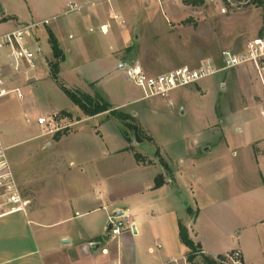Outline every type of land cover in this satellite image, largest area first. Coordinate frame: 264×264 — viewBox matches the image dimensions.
Instances as JSON below:
<instances>
[{
    "label": "rangeland",
    "instance_id": "rangeland-1",
    "mask_svg": "<svg viewBox=\"0 0 264 264\" xmlns=\"http://www.w3.org/2000/svg\"><path fill=\"white\" fill-rule=\"evenodd\" d=\"M92 1L97 0H0V20L3 17L6 18L0 23V33L12 27L55 16V20L50 19L48 25L37 29L39 55L45 59L46 68L50 74V64L54 62V59L51 55L48 34L52 33L60 41L53 27L67 18V16L59 15L61 8L81 6ZM114 1L115 6L113 4L112 6L119 8V11L113 15V20L107 16V23L112 31L124 29L125 44L119 48L120 52L141 66L148 76L163 75L181 67L195 69L208 63L214 67L215 73L196 84L175 89L165 98L154 97L131 102L135 97H143V92L122 75L112 79L110 76L112 74L108 70L98 68L97 62L89 63L88 61L85 62L88 65L83 66L78 72L89 78L98 75L102 77L97 88L99 95H105L104 97L109 98L108 101L112 104H125L119 110L129 114L134 120L133 124L139 125L142 129L141 143L132 140L131 144H128L125 141L127 150L156 162L166 177H171L168 172L169 166L173 168V171L184 172L188 180L196 175L199 183L203 181L206 195L213 196L215 193L223 194L225 189L229 188L228 177L232 174L234 176L237 173L239 178L240 174L246 176V179L240 182L246 183L247 180V185L251 186L255 192V197L248 202L247 209L244 211L251 216L249 221L252 226L239 227L235 232L233 229L228 232L222 229L219 233L223 234L224 248H235L237 240H240L248 245L252 256H256V260L257 251L260 250L252 246L254 236H258L259 246L264 251V221L255 224L258 219L264 220V187L259 179L258 165L251 143L260 140V149L264 151V116L260 113L263 86L250 65L224 70L221 55L224 51L233 55L243 54L251 41L264 38V4L256 5L252 2L245 6H225L221 0H213L204 1L201 6L194 7L185 5L184 0H163L164 4L160 0H113L111 2ZM261 1L264 3V0ZM102 2L93 3L94 8L88 11H98L103 7L102 4L104 6L111 4V2ZM123 40V38L119 40V43ZM60 43L64 45L65 41ZM83 58L85 60L84 56L78 57V60ZM68 66L69 63L62 68L64 85L74 91L80 92L84 89L92 93V96L97 95L93 90L94 86L89 89L83 84L79 85L76 76L66 75ZM41 84V89L35 93L36 101L31 111L33 116L57 110L70 111L74 115L80 113L77 119L83 116L53 81L47 79L41 81ZM15 105L18 107L10 98L0 99V113L7 115L15 108ZM60 114L61 112L57 113L58 118H68L64 116L65 114ZM64 118L61 119L63 120L61 125L58 123L62 130L65 129ZM104 118H107L109 122L104 121ZM68 119L73 118L70 116ZM232 119L235 126L240 129L236 133L235 127L230 128L227 143L233 145L232 149L228 148L227 151L222 152L221 148H215L204 152L201 148L192 146L198 139H208L206 145L215 144L213 143L216 139L214 132L218 133L220 130L219 133H221V128H227L233 123ZM84 126L87 127L86 129L96 126L94 130L97 129L106 138L113 137L123 129L119 121L109 115H103L99 120L90 121ZM118 137L117 140L113 138L110 145L117 144L120 147L121 137L123 139L124 137L121 134ZM37 142L24 143L16 149L9 150V152L25 153L24 164L20 165L19 160V164L15 167L17 171L23 169L29 173L44 174V170L39 168L41 164L38 162L41 159L65 154L63 149L54 147L52 150L38 151L34 147ZM108 149H111V146ZM195 153L198 157L193 156ZM124 158L123 163L115 169L114 177L117 178L120 186L119 192L132 195L136 191L135 187H138L131 183L133 178L130 179L132 170L133 172L135 170L129 166L128 157ZM130 158H132L131 154ZM260 158L263 160L260 163L264 169V154L259 156V160ZM192 160L197 162L191 165ZM162 164H165L168 169L166 170ZM200 173L204 175L203 180L201 175L199 176ZM14 175L23 196L31 200L33 195L30 193V188L26 187L18 174L14 173ZM177 184L183 196L185 193L188 194L179 182ZM257 187L261 188L258 192ZM155 195L158 197L157 209H160L163 215L156 219L146 217L142 220L141 232L136 236L131 231L125 232L127 242L117 251L119 256L120 253L123 256L122 259L120 257L118 259L120 263L154 264L159 260L163 250H156L155 245L159 244L163 247L165 241L166 243L172 241L171 235L160 229L165 222V210L160 207L162 195ZM223 197L221 195L220 198L223 199ZM220 198L206 201L203 204V212L211 215L216 213L218 221L229 224L228 208L224 205V200ZM192 213L194 214L192 210L188 213L190 218ZM130 214L132 216V212ZM20 215L0 218V250L23 253L37 248L41 251L43 245L47 247L53 242L57 228H43L47 240L42 245L32 240L35 226L33 224L27 226ZM15 219L17 221H14ZM106 232L107 225L104 229L107 243L103 245L106 244L110 255L103 260L108 264L112 259H116L117 253L116 244L113 241L115 238L109 237ZM150 249L152 252L149 251ZM193 264L203 263L197 259Z\"/></svg>",
    "mask_w": 264,
    "mask_h": 264
},
{
    "label": "crops",
    "instance_id": "crops-1",
    "mask_svg": "<svg viewBox=\"0 0 264 264\" xmlns=\"http://www.w3.org/2000/svg\"><path fill=\"white\" fill-rule=\"evenodd\" d=\"M100 1L109 3L113 0H97L85 3L80 6L81 9L79 11L67 15H65L67 7H62L59 15L67 16V18L53 27L59 36L60 41L57 38L56 40L64 56V61L59 65V80L65 84L62 79L64 77L62 68L69 63L66 75L70 76L72 74L76 76L75 78L79 85L83 84L89 89L94 86L93 90L96 93H98L97 88H99L98 85L102 77L98 75L89 78L80 75L78 71L83 66L88 65L85 62H97L98 68H105L112 74L110 75L112 79L119 75L125 77L123 71L119 68V64L122 61L128 66H139L120 52L119 48H122L125 44L124 29L112 31L107 23V16L113 20V15H116L115 13L119 11V8L112 6L116 2H111V6L102 4L103 7L98 11H88L94 8L92 7L93 3ZM160 1L164 4L163 0ZM52 18H55V16ZM49 19L45 17L42 21ZM5 20L6 18H1L0 23ZM15 28L17 27H12L8 31ZM104 28L106 29L105 31L103 30ZM122 38L124 40L119 43ZM35 39L38 44L37 30ZM66 40L68 41L66 42ZM62 41H65L64 45L60 43ZM82 56L85 57V60L84 58L78 60V57L81 58ZM46 66L45 59L39 55L36 61V69L30 74V80L27 81L24 77L14 74L8 75V88H19L23 94V99L19 100L13 94L4 97L10 98L18 107L15 105V108L9 111L7 115L0 113V143L6 149L7 159L12 170L20 176L33 195L31 200L27 197L30 201L27 207V214L20 215L18 213L27 226L29 224L35 226L34 233L32 232L34 239L32 240L43 245L47 240L43 231L44 227L57 228V233L53 237V242L47 247L43 245L41 251H38L37 248L23 253H16L13 250H0V264H107L103 258L110 254L106 244L103 245V243H107L105 242L104 229L109 217L118 212L129 214V223L132 224V230H135V233L132 232V234L136 236L141 232L140 225H142V220L146 217L156 219L163 215L160 209H157L156 200H158V197L155 194L162 195L160 197V207L165 210V222L160 229L168 232L172 237V241L169 243L165 241L163 247L159 244L155 245L156 250H163L159 260L154 264H164L170 259L179 258V256H185L189 253V250L179 241V223L183 224L187 229L188 236L194 245H198L200 250L205 251L210 256H221L239 249L242 252L244 264H264V251L259 246L258 236H254L252 241L253 248L260 250L257 251V259L255 260L256 256H252L248 245L240 240H237L235 248H224L223 234L219 233V230L222 229L226 232L233 229L235 232L239 227L252 226L249 221L251 216L244 211L247 209L248 202L255 197V192L251 186L247 185V180L246 183L240 182L245 180L246 176L240 174L239 178L237 173L234 176L232 174V176L228 177V180L230 179L228 182L229 188L225 189L223 194L206 195L203 181L199 183L198 176L193 175L188 180L184 172L180 170L173 171V168L168 165L170 169H168V172L171 177H166L161 168H159L160 166L153 160L148 159L152 162L151 165L137 162L132 152L127 150L128 146L126 147L125 140L122 137L120 147L117 144V146L113 144L115 147L110 145L113 138L114 140L119 138L118 135L121 134V131H118V134L113 135L111 139L110 137L106 138L97 129L94 130V128H97L96 126L86 129L87 127L84 126L86 123L99 120L105 114L90 118L83 115L77 119L80 113L74 115L70 111L57 110L44 112V115L39 113L33 116L31 111L36 101L35 93L41 89V81L47 79L52 81ZM80 92L92 96V93L84 89H81ZM104 96L101 97L108 101V95L106 94L108 99ZM141 99L143 98L135 97L131 102ZM108 102L117 109H122L125 106V104ZM63 111L72 116L73 119H68L70 117L66 115L64 116L68 118L62 117L66 121L64 130H67L68 134L58 141H54L53 133H47L50 128L38 126L36 120L40 117L57 115V113ZM62 118L57 119L60 125L63 122ZM24 119H26V123H24ZM103 120L109 122L107 118ZM232 127H235L236 133L240 131L233 122L229 124V127L221 128V133H219L220 130H218V133L214 132L213 135L216 134V139L213 143L215 144L206 145L208 139H198L192 146L197 149L201 148L204 152L215 148H221L222 152L227 151L228 148L232 149L233 145H228L227 143L230 128ZM197 133L201 134V132ZM33 141H38L34 145L38 151L52 150L54 147L55 149H63L65 153L64 155L41 159L38 163L41 164L39 168L44 170V174H39V172L29 173V171L23 169L17 171L15 167L19 164L18 161L20 160V165L24 164L25 153L9 152V150L16 149L21 144ZM259 142L260 140H255L251 145L258 165L259 179L264 187V169L260 163L263 160L262 158H260L261 161L259 160V156L264 154V151H261ZM109 146H111V149H108ZM128 153L132 155V158H130ZM197 155L195 153L193 156L198 157ZM125 156L128 157L129 166L135 170L134 172L132 170L130 176V179L133 178L131 183L138 186L135 187L136 191L132 195L119 192L120 186L117 178L114 177L116 175L114 174L115 169L123 163ZM195 162L197 161L192 160L191 165ZM159 174L163 175L164 183L159 189H154V179ZM200 175L203 180L204 175L201 173ZM177 182L183 186L188 194L182 195ZM257 188L258 192L261 188ZM219 195L220 197L223 195V199L218 197ZM217 198L224 200V205L228 208L229 224L218 221L216 213L211 215L203 212V204L209 200H217ZM249 207H251V204H249ZM187 208L194 212V214H191V218L188 216ZM131 212L133 217L130 214ZM14 215L17 214L6 217ZM14 221L17 220L15 219ZM18 221L22 222V220ZM263 221L258 219L255 224ZM126 231L128 230L123 231L124 233L122 232L123 234L119 238L113 239L116 244L117 256L116 259H112L108 264H123L118 260L119 257L122 259L123 256L121 253L119 256L117 251L119 247L125 246V242H127ZM103 251L107 253L104 254ZM149 251L152 252V249Z\"/></svg>",
    "mask_w": 264,
    "mask_h": 264
},
{
    "label": "built area",
    "instance_id": "built-area-1",
    "mask_svg": "<svg viewBox=\"0 0 264 264\" xmlns=\"http://www.w3.org/2000/svg\"><path fill=\"white\" fill-rule=\"evenodd\" d=\"M221 1L225 6H245L252 3V0ZM80 9V6L67 7L65 15ZM51 20H55V18ZM49 22L50 19L28 23L0 34V99L11 94L15 95L19 100L23 99V94L19 88H8V75L14 74L24 77L27 81L30 80V74L35 71L36 61L40 54V48L35 39V32L38 27L46 26ZM221 57L224 70L250 65L257 73L263 86L260 113L264 116V38H256L251 41L243 54L233 55L228 51H224ZM119 68L123 71L125 78L143 92V99L165 98L173 90L196 84L215 73L214 67L209 63L206 65L202 64L195 69L181 67L159 76H148L140 66H128L123 61L119 64ZM57 119L58 115L54 114L40 117L36 120V123L42 128H50L47 132L48 134H54L63 129L59 128ZM29 204L30 201L23 196L7 159L6 149L0 143V218L18 213L26 215ZM129 219V214L126 212H121L119 216L111 215L107 224V228L111 225V229L106 234L111 238H117L125 230L133 232ZM105 252L103 251V253ZM194 255L195 260L192 263L188 260L187 254L179 258L170 259L164 264H193L197 259L201 260V257L209 258L216 264H244L242 252L239 249L221 256H210L203 250H198Z\"/></svg>",
    "mask_w": 264,
    "mask_h": 264
},
{
    "label": "trees",
    "instance_id": "trees-1",
    "mask_svg": "<svg viewBox=\"0 0 264 264\" xmlns=\"http://www.w3.org/2000/svg\"><path fill=\"white\" fill-rule=\"evenodd\" d=\"M256 5H263L264 3L261 0H252ZM185 5L190 6H201L204 2L203 0H184ZM48 42L51 49V55L54 59V62L50 64V78L55 83V85L59 88V90L70 100V102L77 107L82 115L85 117H95L98 115H109L116 118L122 126L121 134L123 135L125 141L128 144H131V141L134 140L136 143H141L140 134H142V129L139 125L133 124V118L130 117L129 114L121 112L119 109L114 108L108 101L102 98L98 93L95 96H90L88 94L81 93L79 91H74L67 88L58 78L59 74V65L64 61L63 52L60 49L59 43L52 33L48 34ZM66 115L70 117L69 114H66L64 111L61 112L60 115ZM67 130L58 131L53 134V140L58 141L63 136L67 135ZM133 136V139H132ZM128 149V148H127ZM134 159L142 164L151 165L152 162L141 154L133 152ZM162 166L167 170L165 164ZM164 183L163 175L159 174L154 179V189H159ZM187 212L190 213V209L187 208ZM178 237L180 243L185 246L188 250V260L192 263L195 260L194 253L200 250L198 245H194V243L190 240L188 236L187 229L182 225L178 224ZM201 261L203 264H216L209 258L201 257Z\"/></svg>",
    "mask_w": 264,
    "mask_h": 264
},
{
    "label": "water",
    "instance_id": "water-1",
    "mask_svg": "<svg viewBox=\"0 0 264 264\" xmlns=\"http://www.w3.org/2000/svg\"><path fill=\"white\" fill-rule=\"evenodd\" d=\"M120 215V212H118L117 214H115V216H119ZM111 229V225L108 226L107 228V232ZM133 233H135V230H133Z\"/></svg>",
    "mask_w": 264,
    "mask_h": 264
}]
</instances>
